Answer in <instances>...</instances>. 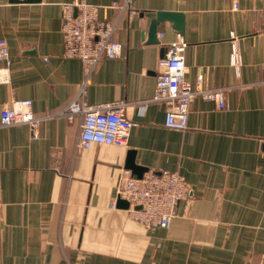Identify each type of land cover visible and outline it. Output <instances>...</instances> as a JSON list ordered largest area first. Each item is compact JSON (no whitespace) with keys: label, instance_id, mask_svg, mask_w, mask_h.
<instances>
[{"label":"crops","instance_id":"0c3cea01","mask_svg":"<svg viewBox=\"0 0 264 264\" xmlns=\"http://www.w3.org/2000/svg\"><path fill=\"white\" fill-rule=\"evenodd\" d=\"M0 0V38L9 49L0 109L30 98L36 116L62 109L82 77L62 57L61 4ZM114 20L122 0H87ZM87 87L90 103L121 100L133 125L122 146L78 149L79 118L51 117L33 137L27 124L0 126V264H264V0H132ZM157 11L183 15L149 26ZM187 43V80L221 88L227 108L196 96L183 130L164 125L152 97L167 46ZM236 42L240 63L230 62ZM2 78L0 73V79ZM145 104V105H144ZM144 106V107H143ZM129 152L148 170L180 173L189 190L166 228H145L112 206ZM127 171V173H125ZM143 172V173H144Z\"/></svg>","mask_w":264,"mask_h":264},{"label":"built area","instance_id":"2783aa9c","mask_svg":"<svg viewBox=\"0 0 264 264\" xmlns=\"http://www.w3.org/2000/svg\"><path fill=\"white\" fill-rule=\"evenodd\" d=\"M110 7L117 9L114 20L100 18V7L87 0L61 4L62 57L77 58L82 67V77L75 94L62 109L43 116L34 114L30 98L10 100L0 109V126L27 124L31 135L36 137L39 124L44 119L64 117L70 122L78 117V149L88 148L92 144L122 146L126 143L133 125L125 114L126 103L121 100L90 103L86 100L87 87L99 61L120 55L121 45L114 38L119 18L125 12L135 13L132 0H122ZM262 13L264 16V8ZM186 50L187 43L182 38L167 46L165 55L157 63L152 97L144 101L163 103L164 125L179 130L187 127L190 105L196 96L215 101L219 108H227L223 89L200 86L201 76L197 78L196 87L187 80ZM8 58V44L0 38V61L7 62ZM240 59L234 41L231 44L230 62L238 67ZM7 72V67L0 68L1 82L8 81ZM188 190L189 185L177 171L148 170L140 178L126 174L119 181L112 206H115L118 198L124 199L128 202L126 211L129 216L145 228H166L176 215L178 202L187 196Z\"/></svg>","mask_w":264,"mask_h":264},{"label":"water","instance_id":"95a60500","mask_svg":"<svg viewBox=\"0 0 264 264\" xmlns=\"http://www.w3.org/2000/svg\"><path fill=\"white\" fill-rule=\"evenodd\" d=\"M164 20L170 21L172 23L173 28H175L179 33H183V15L181 13L157 11L155 13V16L150 21L149 36L151 40H153L152 37L157 32V24L160 21ZM125 167L135 173L139 178L143 175V172L145 171V167L136 165L134 163L133 152H129ZM116 205L122 208H127L128 202L124 199L118 198Z\"/></svg>","mask_w":264,"mask_h":264}]
</instances>
